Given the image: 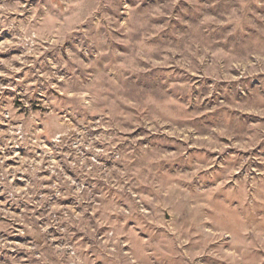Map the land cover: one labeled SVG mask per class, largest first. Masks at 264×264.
I'll use <instances>...</instances> for the list:
<instances>
[{
    "label": "rangeland",
    "instance_id": "1",
    "mask_svg": "<svg viewBox=\"0 0 264 264\" xmlns=\"http://www.w3.org/2000/svg\"><path fill=\"white\" fill-rule=\"evenodd\" d=\"M0 264H264V0H0Z\"/></svg>",
    "mask_w": 264,
    "mask_h": 264
}]
</instances>
